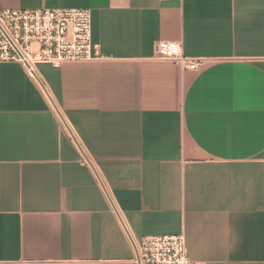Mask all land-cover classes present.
I'll list each match as a JSON object with an SVG mask.
<instances>
[{
    "label": "crops",
    "instance_id": "crops-1",
    "mask_svg": "<svg viewBox=\"0 0 264 264\" xmlns=\"http://www.w3.org/2000/svg\"><path fill=\"white\" fill-rule=\"evenodd\" d=\"M0 9H89L105 57L0 63V264H137L129 234L264 264V0ZM161 41L204 67L156 60Z\"/></svg>",
    "mask_w": 264,
    "mask_h": 264
},
{
    "label": "built area",
    "instance_id": "built-area-1",
    "mask_svg": "<svg viewBox=\"0 0 264 264\" xmlns=\"http://www.w3.org/2000/svg\"><path fill=\"white\" fill-rule=\"evenodd\" d=\"M104 59L93 43L89 9H0V63H20L34 76L39 64L61 68ZM155 59L190 71H199L205 64V59L186 56L180 43L168 41L156 45ZM129 236L137 264H196L184 234Z\"/></svg>",
    "mask_w": 264,
    "mask_h": 264
}]
</instances>
